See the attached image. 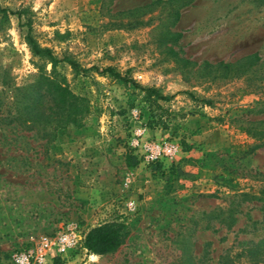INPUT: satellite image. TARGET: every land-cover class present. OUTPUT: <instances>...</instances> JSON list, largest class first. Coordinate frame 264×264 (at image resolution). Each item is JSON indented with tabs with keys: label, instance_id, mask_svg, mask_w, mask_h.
<instances>
[{
	"label": "rangeland",
	"instance_id": "1",
	"mask_svg": "<svg viewBox=\"0 0 264 264\" xmlns=\"http://www.w3.org/2000/svg\"><path fill=\"white\" fill-rule=\"evenodd\" d=\"M156 1L0 0L5 113L15 110L17 88L39 77H57L84 100L81 122L50 142L42 126L0 125V264H13L42 237L115 220L130 228L116 252L78 249L48 264H264V4L196 0L168 24L183 35L172 45L159 42L170 8L159 6L136 28L117 15ZM25 9L27 16L11 14ZM27 17L38 43L59 59L116 68L171 100L159 101L161 110L142 98L130 108L111 78L66 63L54 69L32 55ZM255 54L259 62L227 78L207 65ZM139 131L144 142L178 146L166 168L146 164L130 145Z\"/></svg>",
	"mask_w": 264,
	"mask_h": 264
},
{
	"label": "trees",
	"instance_id": "2",
	"mask_svg": "<svg viewBox=\"0 0 264 264\" xmlns=\"http://www.w3.org/2000/svg\"><path fill=\"white\" fill-rule=\"evenodd\" d=\"M196 0H158L151 4L141 6L138 8L130 9L124 12H120L117 15L130 19L127 25L131 28H136L139 25H144L140 19L152 12L156 11L159 6L170 8V18L165 24L160 26L166 30L160 33V43L178 45L182 40L183 35L178 32H173L171 28H168V24L174 27L181 18L182 9L190 6ZM264 4V0H259ZM7 13V10H4ZM17 14L20 17L27 16L29 11L27 9L19 11ZM171 20V21H170ZM26 26L29 27L28 34L26 36V43L30 48V51L34 57L48 60L54 69L60 63H66L73 68L79 74H87L90 71H96L101 76L111 78L119 87L126 90L128 97V105L133 108L138 99L142 98L144 101L155 106L158 110H161L159 101L168 102L171 98L161 95L160 91L155 88L143 87L137 83L131 76L119 72L116 68L106 67L99 69L98 67H92L85 69L81 64L72 56H65L62 60L56 57L53 51L49 48H43L36 38L32 34V22L27 17ZM167 26V28H166ZM159 27V28H160ZM174 52L172 49H170ZM176 56H178L176 54ZM186 64L190 62L181 59ZM256 63L260 61L257 54L249 56L245 59L239 60L236 63H218L217 65H210L211 68L220 69L222 76L227 78L233 73L240 72L246 62ZM14 109H11L5 113V102L0 93V125L10 126L16 124V127L25 131L38 130L42 126V138L47 139L50 142L52 136L59 129L66 128L69 124H77L81 122L80 107L84 101L78 96L74 95L69 88L57 77H39L34 84H29L21 88H17L14 98ZM259 114L264 113V101L261 108L258 111ZM157 118V117H156ZM160 124H164L160 121ZM153 123H149L152 126ZM262 145H257L251 152L261 148ZM166 160L152 164V166H158L160 169L166 168ZM247 197V196H244ZM229 220H233L230 216ZM234 222V220H233ZM230 224V221L228 222ZM130 236L129 226L119 220L105 222L96 227L89 229L86 233L85 239L82 244V250H85L89 255L106 256L116 252L121 248Z\"/></svg>",
	"mask_w": 264,
	"mask_h": 264
},
{
	"label": "built area",
	"instance_id": "3",
	"mask_svg": "<svg viewBox=\"0 0 264 264\" xmlns=\"http://www.w3.org/2000/svg\"><path fill=\"white\" fill-rule=\"evenodd\" d=\"M142 137L143 132H137L130 145L136 151L142 152L140 158L148 165L173 158L179 152L178 146L173 143L144 142ZM126 207L133 209L134 205L129 203ZM85 236L86 233L80 234L76 228H68L57 239L42 237L36 249L17 254L13 264H48L49 259H53L54 256L82 249Z\"/></svg>",
	"mask_w": 264,
	"mask_h": 264
}]
</instances>
